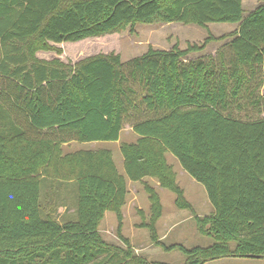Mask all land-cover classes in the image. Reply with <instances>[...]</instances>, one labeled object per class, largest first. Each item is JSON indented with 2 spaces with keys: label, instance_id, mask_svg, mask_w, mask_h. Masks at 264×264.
<instances>
[{
  "label": "trees",
  "instance_id": "trees-1",
  "mask_svg": "<svg viewBox=\"0 0 264 264\" xmlns=\"http://www.w3.org/2000/svg\"><path fill=\"white\" fill-rule=\"evenodd\" d=\"M137 23L238 27L186 49L150 47L128 61L112 54L67 66L36 57L48 42L76 43ZM219 41L229 56L188 58ZM263 68L264 0L247 15L243 0H0V264H168L135 254L122 235L128 189L112 152L63 154L68 142L119 141L127 117L144 112L152 117L132 124L138 140L121 149L126 176L157 179L179 208L191 209L171 153L214 207L196 217L213 244L167 246L156 226L160 196L146 186L153 216L141 226L152 241L183 252L185 264L264 258V117L241 116L245 102L259 104L252 98ZM46 177L76 184L74 220L43 215ZM107 212L116 214L125 247L104 240L99 227Z\"/></svg>",
  "mask_w": 264,
  "mask_h": 264
},
{
  "label": "rangeland",
  "instance_id": "rangeland-1",
  "mask_svg": "<svg viewBox=\"0 0 264 264\" xmlns=\"http://www.w3.org/2000/svg\"><path fill=\"white\" fill-rule=\"evenodd\" d=\"M262 0H244V15L254 10ZM233 23H211L208 28L197 24L185 25L182 23H155L135 24L133 27L107 34L100 37L87 38L76 43H46V48L36 53L41 61L52 62L59 60L67 66H75L85 60L97 56L120 55L123 61L146 53L150 47L159 50H171L175 45L186 49L189 44H202L212 34L215 37L228 34L237 29ZM226 41L212 42L203 52L193 53L190 60L213 58L218 62L219 52H225L229 56V48ZM262 77L264 79V68ZM258 81V79H257ZM255 83V82H254ZM254 84L253 88L255 87ZM259 91L252 98L259 104L245 102L241 116L244 119L246 113L253 115L252 119L264 117V83L258 88ZM260 97H263L261 100ZM139 102L141 99H138ZM143 109L141 110L142 113ZM236 113H238L236 111ZM132 114L136 112L132 111ZM238 115V114H236ZM240 115V114H239ZM152 117V114L144 112L143 115L127 117L124 128L118 142H71L62 145L63 154L87 150L107 149L113 154V159L118 171L126 179L128 195L123 207L122 235L127 238L135 250V254L146 258L148 261H158L168 264H185L187 257L179 251H165L156 245L151 239V233L142 227L143 223L151 221L153 211L151 209L150 195L146 186H151L160 196L163 205V214L157 222L159 239L167 246L182 244L186 248L208 247L214 239L203 233L196 217L201 219L212 215L214 207L211 204L205 187L196 181L181 166L178 159L171 153H167L168 163L177 174V182L185 192V198L191 203V209H181L177 206V195L172 191L162 188L155 178H145L143 181L133 182L127 176L124 167L122 146L135 143L139 136L134 132L132 124ZM41 204L43 215L51 213L53 217L63 220L75 217L77 208V186L72 182L59 179L44 178L41 187ZM64 216V217H63ZM206 229V227H205ZM100 232L105 241L110 244L125 247L118 233V219L115 213L107 212L100 225ZM206 264H264V258L259 257H228L207 262Z\"/></svg>",
  "mask_w": 264,
  "mask_h": 264
},
{
  "label": "crops",
  "instance_id": "crops-1",
  "mask_svg": "<svg viewBox=\"0 0 264 264\" xmlns=\"http://www.w3.org/2000/svg\"><path fill=\"white\" fill-rule=\"evenodd\" d=\"M243 2H244V0H243ZM238 25V24H237ZM209 26V25H208ZM234 30H235V28H234ZM120 140V139H119ZM118 142V141H117ZM69 143H71V142H68V143H66V144H69ZM64 217V216H63ZM76 218V210H75V217L74 218H68L67 216H65V218L63 219V220H60L59 218H56L59 222H61V223H63V222H65V221H68V220H74ZM101 225V224H100ZM99 229H100V227H99Z\"/></svg>",
  "mask_w": 264,
  "mask_h": 264
},
{
  "label": "water",
  "instance_id": "water-1",
  "mask_svg": "<svg viewBox=\"0 0 264 264\" xmlns=\"http://www.w3.org/2000/svg\"><path fill=\"white\" fill-rule=\"evenodd\" d=\"M249 257H251V256H254V255H248ZM256 257H259L260 258V256H256Z\"/></svg>",
  "mask_w": 264,
  "mask_h": 264
}]
</instances>
